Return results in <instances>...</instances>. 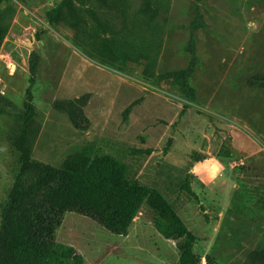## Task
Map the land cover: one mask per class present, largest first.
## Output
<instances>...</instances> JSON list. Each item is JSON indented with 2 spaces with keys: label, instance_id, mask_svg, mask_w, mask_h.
I'll return each mask as SVG.
<instances>
[{
  "label": "rangeland",
  "instance_id": "rangeland-1",
  "mask_svg": "<svg viewBox=\"0 0 264 264\" xmlns=\"http://www.w3.org/2000/svg\"><path fill=\"white\" fill-rule=\"evenodd\" d=\"M60 1L0 0V94L15 112L25 109L35 53L33 159L60 166L88 144L119 154L131 178L172 203L196 237L199 264H259L264 0H70L51 23L46 13ZM78 98L87 122L74 124L68 108ZM22 123L0 115V220L20 167ZM213 158L219 171H190ZM186 175L202 209L179 189ZM155 217L143 203L121 236L66 212L56 240L82 264H177Z\"/></svg>",
  "mask_w": 264,
  "mask_h": 264
},
{
  "label": "trees",
  "instance_id": "trees-1",
  "mask_svg": "<svg viewBox=\"0 0 264 264\" xmlns=\"http://www.w3.org/2000/svg\"><path fill=\"white\" fill-rule=\"evenodd\" d=\"M61 0L46 13L53 23L61 16ZM5 29L0 25V47ZM35 53L29 57L30 86L26 89L25 109L14 111L13 102L0 94V115L23 117L19 149V170L8 199L2 206L0 220V264H82V255L71 245L56 240V230L66 212L86 216L109 232L125 236L139 208L146 203L155 213L154 227L164 238L174 242L177 264H199L201 257L193 250L196 240L172 203L157 189L145 186L128 174V167L119 154L96 148L93 144L80 147L66 157L60 166L35 161L31 155L29 132L34 123L30 87L36 73ZM261 76L248 79L260 82ZM261 86H264V77ZM69 104L68 114L74 124L86 121L82 110ZM221 157L230 153L220 150ZM203 157H198L199 161ZM179 189L189 195L201 209L199 198L186 175ZM206 217V215H205ZM264 264V255L256 258Z\"/></svg>",
  "mask_w": 264,
  "mask_h": 264
},
{
  "label": "clouds",
  "instance_id": "clouds-1",
  "mask_svg": "<svg viewBox=\"0 0 264 264\" xmlns=\"http://www.w3.org/2000/svg\"><path fill=\"white\" fill-rule=\"evenodd\" d=\"M201 168H209L211 172L215 173L219 171L220 165L219 162L213 158L210 160H205L203 162H197L196 164H194L190 171L192 173H198Z\"/></svg>",
  "mask_w": 264,
  "mask_h": 264
}]
</instances>
